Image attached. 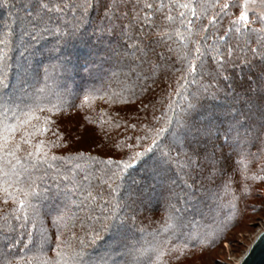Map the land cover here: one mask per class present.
<instances>
[{"label":"trees","instance_id":"1","mask_svg":"<svg viewBox=\"0 0 264 264\" xmlns=\"http://www.w3.org/2000/svg\"><path fill=\"white\" fill-rule=\"evenodd\" d=\"M15 2L19 5L21 0ZM148 2L154 5L149 26L141 29L138 23L129 25L124 28L127 36L117 26L116 34L111 38L105 35L99 44L95 40L100 33L86 42L76 39L65 42L53 29V36L41 41L34 54L24 53L25 58L21 59L23 49H19L12 57L11 83L19 89L23 80L27 84L24 92L28 97L35 93L44 98L40 107L45 111H36L35 116L39 119H33L31 123L44 127L45 116L52 121L47 125L49 131L33 138L34 143L45 142L43 151L47 159L43 162L33 159L32 164L22 162L34 186L49 197L59 195L63 200L62 193L74 187L73 181L94 193L101 192L113 205L127 200L130 193L151 189L154 183L143 164L129 169L123 180H109L110 170L115 169V165L107 164V160L127 159L133 151L147 148L151 144V134L140 140L139 147H136V137H144L149 128L166 127L165 121L173 116L172 108L178 110L183 106L190 93L199 91L203 99L193 118L220 127L221 140L233 117L242 121L239 136L233 134L229 138L231 148H224L230 167L223 175H218L215 181L208 176L207 170H197L185 176L179 167L183 161H178L173 170L155 183L162 194L158 206L142 207L137 198L134 211L125 208L120 212L121 217L129 218L123 234L110 235L105 243L98 245L97 251L88 257L91 264H98L101 259L104 264H167L164 255L156 249L160 246L157 242L161 236L171 234L173 239L183 237L192 244L201 243L196 224L208 212L242 213L264 190V123L261 113L264 91L258 82H249L254 81L257 72L264 67V21L254 19L250 12L248 24L243 21L237 24L242 11L239 0ZM224 3L235 7L220 13ZM182 4L189 7L182 8ZM197 4L204 7H196ZM181 13L185 15L181 17ZM92 15L95 17L96 13ZM169 16L172 19L169 20ZM12 19L6 6L0 8V25ZM88 31L92 32V25ZM220 36L225 39L221 41ZM141 40L150 49L146 58L137 51L138 47H143ZM110 48L120 55H113ZM252 48L259 49L255 57ZM145 59L146 63L142 64L141 60ZM129 68L135 71L129 72ZM192 68L195 72L191 71ZM178 87L180 95L176 93ZM249 88L255 89L254 94L249 93L252 101L249 106L237 103L236 97L231 95L233 90L239 94ZM149 101L148 108L144 109L143 104ZM169 105L172 107H167ZM165 111L167 115H163ZM153 116L159 120H153ZM19 135L17 133V138ZM221 140L208 141L209 149L212 144L219 145ZM23 147L28 148L27 145ZM53 156L57 159L52 160ZM109 183L114 191L108 187ZM186 183L192 187L185 188ZM226 189L230 192L229 199H225L222 193ZM83 198L84 194L77 193V203ZM4 201V193L0 192V264L5 261L11 264L50 261L54 264L59 258L51 247L43 252L38 247L40 225L33 229L35 243L29 242L27 228L23 229L22 235L23 218L19 222L15 219L16 213L12 209L16 205L12 198ZM40 203L46 209L51 200L41 199ZM72 212L76 214V226L73 228L69 222L68 228H61L59 232L52 225L51 216L43 217V228L50 237L51 246L55 247V237L59 234L69 245L64 249L66 252L71 254L73 250H79V239L73 238L75 233L76 237L84 239L85 250L91 252L92 246L85 237L90 231L89 213L76 207ZM132 216H135L134 221ZM28 227H31L30 222ZM176 229L185 234H178ZM17 240L24 243H17ZM113 240L120 241L115 251L110 247ZM9 241L12 248L8 247ZM25 248L26 251H21ZM117 255H121V260L113 259Z\"/></svg>","mask_w":264,"mask_h":264},{"label":"snow or ice","instance_id":"2","mask_svg":"<svg viewBox=\"0 0 264 264\" xmlns=\"http://www.w3.org/2000/svg\"><path fill=\"white\" fill-rule=\"evenodd\" d=\"M4 6L7 7L13 19L0 25V31H2V35H0V192L4 193V202H7L9 197L12 198L16 205L12 209L16 213L15 219L19 222L21 217L23 218L25 223L22 225V235L23 229L27 228L29 242L35 243L32 239L33 229L40 225L38 247L41 252L51 247V251L59 258L54 264H60L61 261L63 264H91L88 257L97 251L98 245L105 243L110 235L123 234L129 218L121 217L119 213L123 212L125 208L134 211L138 194L130 193L127 200L113 205L101 192L94 193L75 181H73V188L62 193L63 200L59 195L49 197L38 191L28 169L23 167L22 162L32 164L33 159L40 162L47 159V154L43 151L46 147L45 142L39 140L34 143L33 138L49 131L47 125L52 121L48 116H45L44 127L31 123L33 119H39L35 116L36 111H45L40 107L44 98L35 93L28 97L24 92L27 84L23 80L20 81L19 89L11 83L12 57L19 49H23L21 59L25 58L24 53L34 54L41 41L46 37L53 36V29H55V34L65 42L72 39L86 42L100 33L95 40V43L99 44L105 35L109 38L115 35L117 26L120 27L121 33L127 36L124 28L129 25L138 23L141 29L149 26L148 21L152 20L154 5L148 0H21L19 5L15 0H0V8ZM180 7L188 8L189 5L182 4ZM196 7L203 8L204 5L197 4ZM229 7H235V5L224 3L220 7V13H224ZM240 7L245 9L243 4ZM13 9L16 11L13 12ZM93 12L96 13L95 17L92 15ZM184 15L181 13V17ZM193 15H195V8H193ZM167 18L172 19L171 16ZM241 21L245 24L249 23L246 9L240 12L236 23ZM90 25H92L91 33L88 31ZM144 36H147V33H144ZM219 39L223 41L225 36H220ZM110 44L111 40H109V46ZM257 44H260L259 40ZM141 45L143 47H138L137 51L146 58L150 49L143 40H141ZM110 51L113 55H120L115 49L110 48ZM251 51L255 57L259 49L252 48ZM196 52H200L199 47L196 48ZM141 63H146V59L141 60ZM133 71H135L134 68H129V72ZM191 71L195 72V68H192ZM222 79L227 80L228 77ZM249 82L250 84L258 82L260 89L264 91V67H261L257 72L255 80ZM219 92L220 89L217 88L216 93L219 94ZM176 93L180 95V87L176 89ZM249 93L254 94L255 89L249 88L239 94L233 90L231 95L236 97L237 103L249 106L252 103ZM87 99L88 97L85 96L84 100L87 101ZM186 101L178 110L172 108L173 116L168 117L165 121L166 127L149 128L144 137H136V147H139L140 140L151 134V144L147 148L133 151L127 159L121 157L107 160V164L115 165V169L110 170L109 180L114 178L123 180L129 169L143 164L145 172L151 174V179L155 184L168 171L173 170V166L177 165L178 161H183L179 167L185 176H189L190 173L197 170L201 172L207 170L208 176H211L215 181L218 175H223L226 172L230 164L229 158L224 155V148H231L229 138L233 137V134L236 137L239 136L242 121L233 117V120L223 131L221 140L220 127L214 123H205L203 120L197 121L193 118L203 103L201 93L199 91L190 93ZM150 102L144 103L143 108L147 109ZM56 110L59 111V109ZM261 113L262 123H264V102L261 103ZM163 115H167V111ZM153 120L158 121L159 118L153 116ZM17 133H20L19 138H17ZM213 139L221 140V143L219 145L212 144L209 149L207 142ZM24 145L28 146L27 150L24 149ZM129 148L132 149L133 145L130 144ZM185 148L188 150L185 151ZM21 152L24 153L23 156L19 155ZM218 152L220 156L217 155ZM146 154H148L147 157L142 159ZM51 159L56 160L57 157L53 156ZM32 166L35 167V165ZM147 178L148 176L145 177V179ZM64 179L68 180V177H64ZM84 179L87 180V177ZM172 183L174 184L175 181ZM108 187L112 189L110 183ZM184 187L190 188L192 185L186 183ZM112 190L114 191V189ZM77 193L84 194L83 200H80L79 203H77ZM41 199L51 200L46 209L40 203ZM73 207L89 213L87 220L90 222V231L85 233V237L88 244L92 246L91 252L85 250L84 239L76 237L75 233H73V238L79 239V250H73L71 254L66 252L64 249L69 245L61 239L59 234L55 237V247H52L50 237L43 228V217L47 216H51L52 225L57 229V232L61 228H68L69 222L74 228L76 214L72 212ZM131 219L134 221L135 216H132ZM29 222L31 227H28ZM101 233L105 235L102 236ZM192 239H196V237H192ZM17 243H24V241L17 240ZM119 246V240L110 242L112 251H115ZM8 247H13L10 241ZM26 250V248L21 249V251ZM5 264H11V262L5 261ZM44 264H53V262L45 261ZM98 264H104V260L101 259Z\"/></svg>","mask_w":264,"mask_h":264},{"label":"rangeland","instance_id":"3","mask_svg":"<svg viewBox=\"0 0 264 264\" xmlns=\"http://www.w3.org/2000/svg\"><path fill=\"white\" fill-rule=\"evenodd\" d=\"M239 1L245 5L247 14L251 12L254 19L264 21V0ZM139 70L144 69L136 71ZM135 73L133 74L136 75ZM222 193L225 199L230 198L229 190L226 189ZM161 196L160 187L154 184L151 189L138 193L137 198L142 207L148 205L154 207L158 206ZM236 215L240 217L237 218ZM236 215L232 211L223 214L208 212L203 220L196 224L197 232H200L202 239L201 243L192 244L184 241L183 237L173 239L171 234H166V237L164 235L160 237L161 240L157 242L160 246L156 249L164 255L167 264H238L248 246L264 229V190L253 199L250 207ZM236 220L238 222L235 225ZM175 232L180 235L185 234L179 229ZM113 259L121 260V255L114 256Z\"/></svg>","mask_w":264,"mask_h":264},{"label":"water","instance_id":"4","mask_svg":"<svg viewBox=\"0 0 264 264\" xmlns=\"http://www.w3.org/2000/svg\"><path fill=\"white\" fill-rule=\"evenodd\" d=\"M238 264H264V229L248 246Z\"/></svg>","mask_w":264,"mask_h":264}]
</instances>
